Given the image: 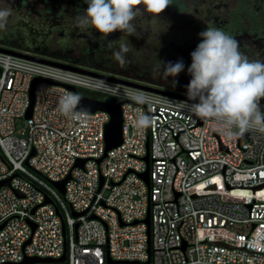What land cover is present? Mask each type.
I'll return each mask as SVG.
<instances>
[{"label": "built area", "instance_id": "1", "mask_svg": "<svg viewBox=\"0 0 264 264\" xmlns=\"http://www.w3.org/2000/svg\"><path fill=\"white\" fill-rule=\"evenodd\" d=\"M67 87L121 105L122 145L100 164L111 117L61 114ZM191 104L0 53V264H110L107 248L117 264H264V133L227 135Z\"/></svg>", "mask_w": 264, "mask_h": 264}, {"label": "flooded vegetation", "instance_id": "2", "mask_svg": "<svg viewBox=\"0 0 264 264\" xmlns=\"http://www.w3.org/2000/svg\"><path fill=\"white\" fill-rule=\"evenodd\" d=\"M138 7L142 12L133 23L140 38L125 37L132 50L125 54L124 66L112 58L123 33L105 38L92 28L76 27V17L87 8L86 0H0V10H10L6 20L0 21V48L182 96H187L191 80L190 54L207 27L236 39L250 61L264 62V0H172L157 18L143 11V5ZM179 61L184 70L165 79L160 63Z\"/></svg>", "mask_w": 264, "mask_h": 264}, {"label": "clouds", "instance_id": "3", "mask_svg": "<svg viewBox=\"0 0 264 264\" xmlns=\"http://www.w3.org/2000/svg\"><path fill=\"white\" fill-rule=\"evenodd\" d=\"M172 0H86L87 8L82 16L76 17V27L85 31L94 29L107 37L115 32L124 34L118 43V50L112 58L120 66L126 63L125 54L132 49L125 43V37L136 35L133 23L143 11L157 18L170 5ZM9 9L0 10V21L9 16ZM0 27L3 24L0 23ZM200 43L190 54L191 65L188 74L191 80L187 85V99L198 101L190 105L191 111L202 120H212L218 130L227 135H243L249 130L264 133V112L261 100H264V62L250 61L240 51L239 42L223 30L207 27L199 34ZM113 45L110 44L111 48ZM163 75L176 77L184 70L182 61L166 65L160 63ZM82 97L65 91L59 98L58 110L65 116L76 120H86L88 109L80 108ZM139 125L148 126L150 119L141 116ZM237 129L232 132L231 129Z\"/></svg>", "mask_w": 264, "mask_h": 264}, {"label": "water", "instance_id": "4", "mask_svg": "<svg viewBox=\"0 0 264 264\" xmlns=\"http://www.w3.org/2000/svg\"><path fill=\"white\" fill-rule=\"evenodd\" d=\"M0 53H4V54H9V55H13L16 57H20V58H24L27 60H31L34 62H39L42 64H49L52 66H56V67H60V68H64V69H68L71 71H75V72H79L82 74H87L93 77H98V78H102V79H106L109 81H113V82H117L120 84H124L130 87H134V88H139V89H143V90H147V91H151V92H155L158 94H162L165 96H169V97H173V98H177L180 100H184L187 102H192V103H198V101H189L187 99V96H182V95H177V94H173V93H169L166 91H161L158 89H153L150 87H147L145 85H141L138 83H134L131 81H126V80H121V79H116V78H112V77H107V76H103V75H98L95 73H91L88 72L80 67H76V66H69V65H65L56 61H51V60H46V59H41V58H37V57H32L20 52H17L15 50L12 49H7V48H0ZM41 82L40 79H35L33 81L32 87H31V91H30V99H31V103L29 106V109L27 111V114L25 116V118L28 120L32 117L33 114V109L35 106V96H34V90L36 85ZM49 84H53V83H49ZM70 91L75 92L76 94H79L82 99L80 101V104L78 106L77 111L80 108H86L88 109V113L94 114L96 112L102 111V112H106L110 115L111 119L110 122L107 124L106 126V131H105V144H106V149H105V155L102 159L98 160V164H100L104 158L107 157V154L112 151L113 149H116L118 147H120L122 145L123 142V115H122V110H121V105L119 103H115L114 101H106V100H97V99H92L89 97H85L83 95H81L78 91H76L75 88L73 87H67ZM242 137V136H241ZM144 160L148 163L149 162V156L147 155ZM86 160H78L76 167H80L83 168L84 164H85ZM17 175H15L16 177ZM140 177L148 184L149 183V172L147 171L146 173H143L140 175ZM12 178H9L6 181H2L0 183V186H8L10 187V183H11ZM68 180H70V176L61 181V182H53V186L63 195L65 196L66 190H65V186L66 183L68 182ZM52 201L49 198H46V201L44 204H51ZM35 209L32 211V213L34 214ZM59 214V212H58ZM74 217H79L78 214H74ZM145 223L147 225H149L150 221H149V217H147V219L145 220ZM137 224V223H135ZM5 224L3 226L0 227V230H2L4 228ZM78 228V226L76 227ZM63 233H64V237L66 239V227L65 224H63ZM107 254H108V262L110 264H117V262L112 261L109 258V250L107 248ZM66 261V253L64 254V256L61 259H51V258H26L23 262L19 263V264H60V263H65ZM11 264V263H9Z\"/></svg>", "mask_w": 264, "mask_h": 264}, {"label": "rangeland", "instance_id": "5", "mask_svg": "<svg viewBox=\"0 0 264 264\" xmlns=\"http://www.w3.org/2000/svg\"><path fill=\"white\" fill-rule=\"evenodd\" d=\"M155 28H159V27H158V25H156V27H155Z\"/></svg>", "mask_w": 264, "mask_h": 264}]
</instances>
